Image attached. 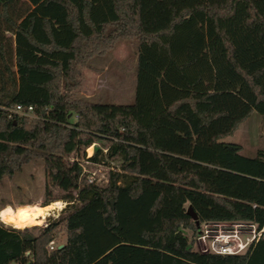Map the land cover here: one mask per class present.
Masks as SVG:
<instances>
[{"label": "trees", "instance_id": "1", "mask_svg": "<svg viewBox=\"0 0 264 264\" xmlns=\"http://www.w3.org/2000/svg\"><path fill=\"white\" fill-rule=\"evenodd\" d=\"M121 42L136 43L133 102L80 98L89 62ZM252 113L264 118V0H0V182L39 159L63 192L46 186L42 206L67 203L36 235L0 223V264H264V238L239 255L193 249L205 222L264 226V149L220 141ZM97 142L88 161L119 162L104 187L81 175Z\"/></svg>", "mask_w": 264, "mask_h": 264}, {"label": "rangeland", "instance_id": "2", "mask_svg": "<svg viewBox=\"0 0 264 264\" xmlns=\"http://www.w3.org/2000/svg\"><path fill=\"white\" fill-rule=\"evenodd\" d=\"M135 50V42H121L107 55L93 58L89 62L90 69L83 72L84 83L80 98L92 103L130 105L133 102L135 93ZM28 118L32 119L34 116ZM70 121H74L73 114ZM220 141L239 145L242 156H254L257 150L264 149V118L258 113H252L238 126L232 135L224 137ZM103 146L104 143L97 142L94 146L89 147L85 151V158L92 155L95 149L103 148ZM70 158H72V155ZM79 162L84 166L86 172L95 173L93 182L101 187L107 184L109 172L116 171L119 166L118 161H110L107 164H91L82 159ZM46 186L50 189L52 196H62L63 192L61 190L46 182L43 161L35 159L23 166L21 171L13 177L4 178L0 182V211L7 207L14 210L21 206H42ZM56 202H59L62 206L59 210H51L44 221L35 222V224L41 226L27 228L32 234L34 233L33 235L45 228L48 223L58 221L65 214L64 208L67 203L62 200ZM0 223L11 227L2 220H0ZM184 233L190 239L191 233L186 230ZM65 240V232L61 230L55 242L52 243V247L61 246ZM197 248L199 249L198 245ZM193 249L195 250L194 247Z\"/></svg>", "mask_w": 264, "mask_h": 264}, {"label": "built area", "instance_id": "3", "mask_svg": "<svg viewBox=\"0 0 264 264\" xmlns=\"http://www.w3.org/2000/svg\"><path fill=\"white\" fill-rule=\"evenodd\" d=\"M12 113L19 116H32V108L25 110L16 106ZM86 163H92L87 159ZM81 175L89 183H94L95 173L86 172L84 166L80 164ZM264 238V226L257 228L250 222H205L198 227V232L194 238L195 251L221 256L244 254L253 244ZM197 245L199 249L197 248ZM53 247L50 246V249Z\"/></svg>", "mask_w": 264, "mask_h": 264}, {"label": "bare ground", "instance_id": "4", "mask_svg": "<svg viewBox=\"0 0 264 264\" xmlns=\"http://www.w3.org/2000/svg\"><path fill=\"white\" fill-rule=\"evenodd\" d=\"M59 202L52 203L46 207L32 205V206H21L12 210L5 208L0 211V220L6 224L12 226L14 224L28 225L30 223L42 222L46 219L49 211H55L60 209L62 206Z\"/></svg>", "mask_w": 264, "mask_h": 264}, {"label": "water", "instance_id": "5", "mask_svg": "<svg viewBox=\"0 0 264 264\" xmlns=\"http://www.w3.org/2000/svg\"><path fill=\"white\" fill-rule=\"evenodd\" d=\"M187 214L192 218V220L196 221V216L194 215L190 207L187 208Z\"/></svg>", "mask_w": 264, "mask_h": 264}]
</instances>
